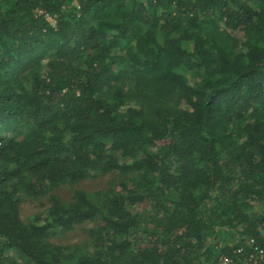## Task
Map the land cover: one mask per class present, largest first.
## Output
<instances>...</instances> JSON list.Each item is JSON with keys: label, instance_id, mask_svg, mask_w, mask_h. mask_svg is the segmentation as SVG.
I'll use <instances>...</instances> for the list:
<instances>
[{"label": "trees", "instance_id": "trees-1", "mask_svg": "<svg viewBox=\"0 0 264 264\" xmlns=\"http://www.w3.org/2000/svg\"><path fill=\"white\" fill-rule=\"evenodd\" d=\"M243 238L264 249V0H0V264H251Z\"/></svg>", "mask_w": 264, "mask_h": 264}, {"label": "rangeland", "instance_id": "rangeland-1", "mask_svg": "<svg viewBox=\"0 0 264 264\" xmlns=\"http://www.w3.org/2000/svg\"><path fill=\"white\" fill-rule=\"evenodd\" d=\"M114 176L113 173H108L103 176H98L95 178H88L80 181L75 185L77 188H81L86 191H93L99 188H104L109 181ZM71 187H60L55 190L56 194L63 199L69 197L71 193ZM47 206V201L45 198L37 199H24L19 203V215L21 219H26L27 217L42 212ZM92 222H86L78 225L74 230L67 232H56L51 236V240L57 244H71V243H82L85 239V233L82 228L91 227Z\"/></svg>", "mask_w": 264, "mask_h": 264}, {"label": "built area", "instance_id": "built-area-1", "mask_svg": "<svg viewBox=\"0 0 264 264\" xmlns=\"http://www.w3.org/2000/svg\"><path fill=\"white\" fill-rule=\"evenodd\" d=\"M241 244L247 247V256L251 264H264V249L256 244L253 239L243 238ZM242 245L238 246L233 252L235 254L243 253L244 247ZM215 264H239V262L232 256L222 254L218 257Z\"/></svg>", "mask_w": 264, "mask_h": 264}]
</instances>
